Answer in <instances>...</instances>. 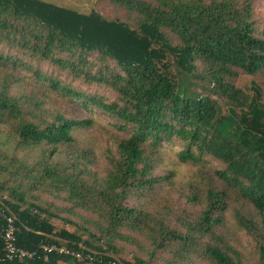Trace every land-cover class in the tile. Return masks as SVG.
Instances as JSON below:
<instances>
[{
    "label": "trees",
    "instance_id": "trees-1",
    "mask_svg": "<svg viewBox=\"0 0 264 264\" xmlns=\"http://www.w3.org/2000/svg\"><path fill=\"white\" fill-rule=\"evenodd\" d=\"M102 1L125 19L0 0V123L16 137L12 152L0 148V264H242L222 234L236 204L244 209L236 223L256 240L257 264H264V136L245 119L264 110L258 0ZM241 71L262 78L252 94L236 84ZM26 74L117 120L124 136L108 151L103 174L74 135L92 120L41 114L43 103L23 87ZM197 82L203 92L190 89ZM175 141L181 162L202 169L213 158L218 165L174 199L175 171L158 169L164 146ZM44 194L61 205L43 204ZM77 211L96 227L87 241L53 221L73 223ZM5 214L15 217L16 245L36 256L6 257ZM118 242L139 251L118 258Z\"/></svg>",
    "mask_w": 264,
    "mask_h": 264
},
{
    "label": "rangeland",
    "instance_id": "rangeland-1",
    "mask_svg": "<svg viewBox=\"0 0 264 264\" xmlns=\"http://www.w3.org/2000/svg\"><path fill=\"white\" fill-rule=\"evenodd\" d=\"M53 2L55 4H61V7H67L75 10L78 9L77 0H54ZM91 10H95L108 20L117 18L125 19L123 16L124 11L122 9L106 1L94 0L88 8L83 9L82 11L89 12ZM256 13L260 17L264 18V0H258ZM130 28L136 29L134 25H130ZM138 37L143 39L144 34L138 35ZM167 60L172 69L171 74L172 76H175V64H173V61L170 57H167ZM3 71L5 70H0V76L2 75ZM182 80L183 77L179 82ZM258 80H262V78H257L241 71L236 84L238 87L252 94L254 85L253 81L260 83ZM187 82L185 81L183 83L188 85ZM22 84L27 91L33 92L32 95L34 96L36 103H43L41 106L44 108L41 114L48 115L49 113L53 114L58 112L68 118H88L92 120V125L90 127L79 128L75 130L74 135L78 141L79 147H87L94 152L93 169L98 174H103L104 163L106 162V155H108V151H114L118 140L124 136V134L114 126V123H116L117 120H114L107 114L102 113L101 110L96 107H94L92 112H89L79 103L71 101L67 97L53 93L47 88V84H43L41 86L39 81L34 80L32 76L28 74L23 76ZM88 88L95 90L93 87ZM190 89L196 92L204 91L201 82H197L196 85H190ZM260 89V100L262 101L261 103H264V83H260ZM13 90L16 92L17 87H14ZM100 92L104 93V90L101 89ZM255 115L258 117H254L252 119H249L245 116L247 125H249L254 132L264 136V123H261L263 122L262 117H264V110H257ZM15 140L16 137L14 133H12L11 128L6 126L4 123H0V148L11 149L12 152L14 150ZM180 146V141H175L174 145L164 146L163 163L158 169L160 173H165L169 169L175 171L174 185L169 189L170 195L174 199L181 197L182 193H185L188 190L187 182L192 177L194 180L202 179L206 182V175L208 173L210 174L211 169L218 165V162L213 158H208V164L204 168L202 167V169L189 163L181 162L177 155ZM42 199L43 204H52L53 209L62 203L59 199L47 194L42 195ZM243 211L244 209L242 206L238 204L231 206L227 210V224L222 234L226 243L236 251L237 257L242 262V264H257L258 254L256 252V240L244 229L239 228L236 223V213L241 212L243 214ZM62 215L69 214L62 212ZM69 216L71 217L73 223L62 222L60 219L54 218L53 221L57 228H61L63 225L70 231H78V233H82V239L85 241L91 238L88 232H93L96 234V227L94 226L91 216L88 213L77 211L76 215ZM140 239L143 243L149 245V241L146 238L141 237ZM118 246L119 248L122 246L123 250L117 254V257L124 260H130L131 255L139 251L133 246L130 248L131 245H127L126 243L122 242H118ZM141 252L140 255H145ZM154 262L161 264L158 260H155Z\"/></svg>",
    "mask_w": 264,
    "mask_h": 264
},
{
    "label": "built area",
    "instance_id": "built-area-1",
    "mask_svg": "<svg viewBox=\"0 0 264 264\" xmlns=\"http://www.w3.org/2000/svg\"><path fill=\"white\" fill-rule=\"evenodd\" d=\"M5 195L0 193V204L3 205V200L5 199ZM4 218L6 220V226L4 228L3 233V250L7 258H24V257H33L36 256L37 251H29L23 248H19L15 243V217L12 215L5 214ZM54 246H44V250L47 252L53 251ZM67 252V251H64ZM78 257L85 258L87 256H83L81 254H77ZM45 260H48V254H45Z\"/></svg>",
    "mask_w": 264,
    "mask_h": 264
},
{
    "label": "crops",
    "instance_id": "crops-1",
    "mask_svg": "<svg viewBox=\"0 0 264 264\" xmlns=\"http://www.w3.org/2000/svg\"><path fill=\"white\" fill-rule=\"evenodd\" d=\"M43 1H48V2H52L54 3L53 1L54 0H43ZM56 1V0H55ZM94 0H77V9L79 12H82V13H87L86 11H82L83 9H86L88 8L92 3H93ZM56 4H59V3H56ZM61 5V4H59ZM59 264H66L65 262H60Z\"/></svg>",
    "mask_w": 264,
    "mask_h": 264
}]
</instances>
